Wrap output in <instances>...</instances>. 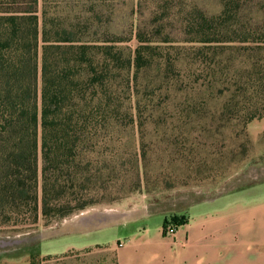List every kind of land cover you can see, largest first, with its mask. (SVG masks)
Returning <instances> with one entry per match:
<instances>
[{
  "label": "trees",
  "instance_id": "obj_1",
  "mask_svg": "<svg viewBox=\"0 0 264 264\" xmlns=\"http://www.w3.org/2000/svg\"><path fill=\"white\" fill-rule=\"evenodd\" d=\"M201 1L181 18V39L146 31L143 19L125 36L103 20L102 1L84 23L49 17L39 0L0 4V229L25 232L123 199L128 191L108 186L129 169L141 175L133 144L122 161L124 134L164 86L219 130L264 121V0H218V13Z\"/></svg>",
  "mask_w": 264,
  "mask_h": 264
},
{
  "label": "rangeland",
  "instance_id": "obj_2",
  "mask_svg": "<svg viewBox=\"0 0 264 264\" xmlns=\"http://www.w3.org/2000/svg\"><path fill=\"white\" fill-rule=\"evenodd\" d=\"M101 1L106 4L103 20H114L116 25L125 29V36H130L132 24L136 28L143 19L148 25L146 31L154 29L160 38L168 34L173 39L183 38L180 34L181 18L186 17L192 2L168 0L169 9H162L159 7L162 0L153 5L151 0H39V9H46L49 17L69 16L73 23H84L96 3ZM195 1L199 3L201 0ZM5 2L6 0H0L1 5ZM207 3L211 12L218 13L221 10L218 0H207ZM155 5L159 7L158 13L152 14ZM168 13L170 18L163 19V15ZM176 43L178 42L164 45ZM124 45L134 48L137 43L133 39ZM166 88L164 86L162 90L155 92V96L150 98L151 105L142 113L141 123L135 126L130 135L124 134L122 161L127 162L131 151L129 145L133 144L141 159V175L138 178L129 169L115 178L108 188L113 191H133L126 192L123 199L92 208L124 207L127 212L134 213L137 210L138 214H143L144 211H178L201 197L223 192L229 186L240 187L249 182H262L263 120L251 122L240 134L237 133L240 128L219 130L216 122L198 120L194 114L188 116L184 93H175L173 90L168 92ZM128 166L130 165L126 163V167ZM137 185L139 187L135 190ZM254 191H259L256 195L263 196L264 182L255 186ZM60 221L62 220L46 224L44 220H40L37 226L25 232L0 229V264H27L28 261L30 264L29 251L37 255L36 264H70L69 257L75 254L71 251L61 257L39 254L41 248L52 251L65 243H54L52 239H48L54 235V226H59ZM162 222V215L155 214L149 218L148 228L156 231L162 226ZM137 225L134 224L133 227ZM162 233L164 236H171L163 227ZM107 234L116 243L119 239L128 238L129 231ZM65 241L71 242L69 239ZM95 253V264H115L113 251L101 253L95 250ZM85 262L89 263L85 259L81 263L86 264ZM90 264H93L92 259Z\"/></svg>",
  "mask_w": 264,
  "mask_h": 264
},
{
  "label": "crops",
  "instance_id": "obj_3",
  "mask_svg": "<svg viewBox=\"0 0 264 264\" xmlns=\"http://www.w3.org/2000/svg\"><path fill=\"white\" fill-rule=\"evenodd\" d=\"M263 182L229 186L178 211L138 214L124 207L91 208L54 226L48 239L65 243L52 251L41 248L39 254L61 257L71 251L70 264L84 259L95 264V250L113 251L115 264H264V195L254 191ZM155 214L163 222L173 216H185L187 222L174 235L164 236L163 222L156 231L148 228ZM118 231H129V236L115 243L107 233Z\"/></svg>",
  "mask_w": 264,
  "mask_h": 264
},
{
  "label": "built area",
  "instance_id": "obj_4",
  "mask_svg": "<svg viewBox=\"0 0 264 264\" xmlns=\"http://www.w3.org/2000/svg\"><path fill=\"white\" fill-rule=\"evenodd\" d=\"M167 234L174 235L176 230L172 226H168L167 229L165 230Z\"/></svg>",
  "mask_w": 264,
  "mask_h": 264
}]
</instances>
